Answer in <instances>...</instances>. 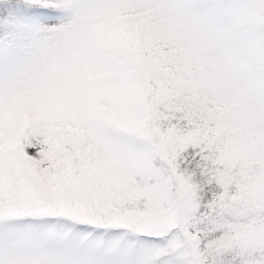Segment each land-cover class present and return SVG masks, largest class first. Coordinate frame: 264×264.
Wrapping results in <instances>:
<instances>
[{
  "label": "snow or ice",
  "instance_id": "obj_1",
  "mask_svg": "<svg viewBox=\"0 0 264 264\" xmlns=\"http://www.w3.org/2000/svg\"><path fill=\"white\" fill-rule=\"evenodd\" d=\"M0 264H264V0H0Z\"/></svg>",
  "mask_w": 264,
  "mask_h": 264
}]
</instances>
